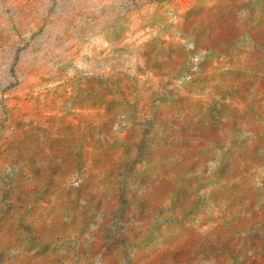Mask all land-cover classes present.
Listing matches in <instances>:
<instances>
[{"label": "rangeland", "instance_id": "rangeland-1", "mask_svg": "<svg viewBox=\"0 0 264 264\" xmlns=\"http://www.w3.org/2000/svg\"><path fill=\"white\" fill-rule=\"evenodd\" d=\"M0 264H264V0H0Z\"/></svg>", "mask_w": 264, "mask_h": 264}]
</instances>
